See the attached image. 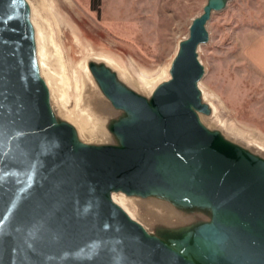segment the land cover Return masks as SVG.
I'll return each mask as SVG.
<instances>
[{"label": "water", "instance_id": "obj_1", "mask_svg": "<svg viewBox=\"0 0 264 264\" xmlns=\"http://www.w3.org/2000/svg\"><path fill=\"white\" fill-rule=\"evenodd\" d=\"M227 3L208 1L150 97L88 62L124 115L116 144H87L53 110L28 1L0 0V264H264V158L200 119L199 49ZM114 193L208 219L152 235Z\"/></svg>", "mask_w": 264, "mask_h": 264}, {"label": "rangeland", "instance_id": "obj_2", "mask_svg": "<svg viewBox=\"0 0 264 264\" xmlns=\"http://www.w3.org/2000/svg\"><path fill=\"white\" fill-rule=\"evenodd\" d=\"M208 1L101 0L98 10L92 0H29L42 41L41 74L60 113L90 120L101 143L114 140L105 125L116 110L87 71L90 58L108 60L123 83L150 97L170 79L179 45ZM208 32L209 42L199 49L205 68L200 90L211 110L205 125L264 158V0H228L212 15ZM134 199L138 205L131 213L152 235L191 224L166 202Z\"/></svg>", "mask_w": 264, "mask_h": 264}, {"label": "bare ground", "instance_id": "obj_3", "mask_svg": "<svg viewBox=\"0 0 264 264\" xmlns=\"http://www.w3.org/2000/svg\"><path fill=\"white\" fill-rule=\"evenodd\" d=\"M27 1H28L29 5L31 7V4H30L29 0H27ZM68 7H69V4H68ZM31 11H32V9H31ZM32 23H33V21H32ZM33 25H34V23H33ZM36 41H37V47H38V54H40V44H41L40 42H42V41H41V38L38 35V33L36 35ZM90 60L91 61L93 60V61H98V62H104V63H107V61H108V60H106L104 58H100V57H91ZM87 71H88V68H87ZM42 77L44 78L43 75H42ZM44 80H45V78H44ZM46 83H47V81H46ZM47 85H48V88H49L50 94H51L52 107H53V110H54L57 118H59L60 120H63V121H67V122L71 123L72 125H74V127L78 131V134H79L80 139L84 143H87V144H107V143H101V141L99 140L100 139V136H101L100 135L101 133H100V131H98V129L94 126V124L90 120H87V119H84V118H82V119H76V120L75 119H72L71 120L69 117H67L65 115H62L60 113V110H61L60 105H59L58 101H55L54 100V98H53L54 97L53 96V92H52V90H51V88H50V86H49L48 83H47ZM135 90L138 91L137 89H135ZM123 115H124V112L121 111V110H116V112L114 113L115 119H118V118L122 117ZM204 117H208V116H204V115L200 114V119H201L202 123L205 125ZM111 121L112 120H108L106 122V125H105L106 131H107V135L106 136L109 135L108 137H110V138L113 137V139H114V136L109 131V127H110V122ZM116 143H117V141L114 139V140H111V142L108 143V144H116ZM113 200H114V202L116 204H118L119 206H121L134 220H136V218L134 217V214L131 213L132 212V209L133 208L134 209L137 208L136 205H138L137 202H136V200L134 198L127 197V196H125L124 194H121V193H114L113 194ZM177 214L179 215L178 217L180 218V220L182 222H185V221L193 222V221H195L197 219H200V218H206V219H208L203 214H198V213L188 216V215H186L184 213H181V212L177 211ZM136 221H138V220H136Z\"/></svg>", "mask_w": 264, "mask_h": 264}, {"label": "crops", "instance_id": "obj_4", "mask_svg": "<svg viewBox=\"0 0 264 264\" xmlns=\"http://www.w3.org/2000/svg\"><path fill=\"white\" fill-rule=\"evenodd\" d=\"M259 57L261 59L262 66L264 67V39L261 43V54Z\"/></svg>", "mask_w": 264, "mask_h": 264}, {"label": "trees", "instance_id": "obj_5", "mask_svg": "<svg viewBox=\"0 0 264 264\" xmlns=\"http://www.w3.org/2000/svg\"><path fill=\"white\" fill-rule=\"evenodd\" d=\"M94 4V8L99 10V6L101 4V0H92Z\"/></svg>", "mask_w": 264, "mask_h": 264}, {"label": "snow or ice", "instance_id": "obj_6", "mask_svg": "<svg viewBox=\"0 0 264 264\" xmlns=\"http://www.w3.org/2000/svg\"><path fill=\"white\" fill-rule=\"evenodd\" d=\"M0 228H2V223H0Z\"/></svg>", "mask_w": 264, "mask_h": 264}]
</instances>
